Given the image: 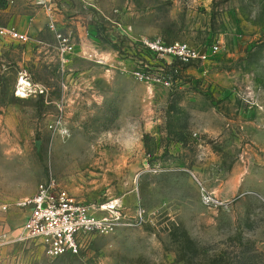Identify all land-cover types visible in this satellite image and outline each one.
Wrapping results in <instances>:
<instances>
[{
	"label": "rangeland",
	"instance_id": "rangeland-1",
	"mask_svg": "<svg viewBox=\"0 0 264 264\" xmlns=\"http://www.w3.org/2000/svg\"><path fill=\"white\" fill-rule=\"evenodd\" d=\"M0 27L28 34L0 37V241L51 176L133 221L0 264H264V0H0Z\"/></svg>",
	"mask_w": 264,
	"mask_h": 264
},
{
	"label": "built area",
	"instance_id": "built-area-1",
	"mask_svg": "<svg viewBox=\"0 0 264 264\" xmlns=\"http://www.w3.org/2000/svg\"><path fill=\"white\" fill-rule=\"evenodd\" d=\"M37 1L39 5L48 6L56 0ZM0 37L21 44L28 41V34L16 27H0ZM147 45L154 50L173 53L186 62L207 57V52L200 55L201 50L194 51L186 44L165 47L157 41ZM15 206L27 213L26 220L14 232L4 234L0 247L34 241L42 246L46 256L53 259L79 254L83 240L88 236L108 235L133 223L122 200L85 202L63 188L53 176L40 183L34 196L17 202ZM1 209L6 213L10 207L4 205ZM142 218V212L138 211L135 222Z\"/></svg>",
	"mask_w": 264,
	"mask_h": 264
},
{
	"label": "bare ground",
	"instance_id": "bare-ground-1",
	"mask_svg": "<svg viewBox=\"0 0 264 264\" xmlns=\"http://www.w3.org/2000/svg\"><path fill=\"white\" fill-rule=\"evenodd\" d=\"M26 83H27V82H25L24 80H22V81L20 82V84H19L20 91H21V93H23V94H24V91H25V87L28 86ZM24 95L26 96V94H24Z\"/></svg>",
	"mask_w": 264,
	"mask_h": 264
},
{
	"label": "water",
	"instance_id": "water-1",
	"mask_svg": "<svg viewBox=\"0 0 264 264\" xmlns=\"http://www.w3.org/2000/svg\"><path fill=\"white\" fill-rule=\"evenodd\" d=\"M206 52L205 49L201 50L200 55H203Z\"/></svg>",
	"mask_w": 264,
	"mask_h": 264
}]
</instances>
